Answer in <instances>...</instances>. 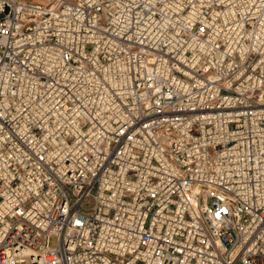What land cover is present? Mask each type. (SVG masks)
I'll return each mask as SVG.
<instances>
[{
	"label": "built area",
	"instance_id": "1",
	"mask_svg": "<svg viewBox=\"0 0 264 264\" xmlns=\"http://www.w3.org/2000/svg\"><path fill=\"white\" fill-rule=\"evenodd\" d=\"M0 264H264V0H0Z\"/></svg>",
	"mask_w": 264,
	"mask_h": 264
},
{
	"label": "rangeland",
	"instance_id": "2",
	"mask_svg": "<svg viewBox=\"0 0 264 264\" xmlns=\"http://www.w3.org/2000/svg\"><path fill=\"white\" fill-rule=\"evenodd\" d=\"M31 2H40V3H44V4H54L55 0H28ZM48 1V2H47ZM56 243V239L54 237L50 238V245H55Z\"/></svg>",
	"mask_w": 264,
	"mask_h": 264
},
{
	"label": "bare ground",
	"instance_id": "3",
	"mask_svg": "<svg viewBox=\"0 0 264 264\" xmlns=\"http://www.w3.org/2000/svg\"><path fill=\"white\" fill-rule=\"evenodd\" d=\"M48 2V1H47Z\"/></svg>",
	"mask_w": 264,
	"mask_h": 264
}]
</instances>
